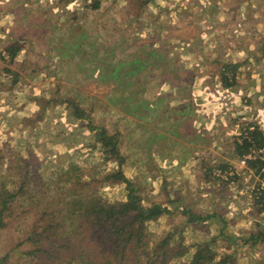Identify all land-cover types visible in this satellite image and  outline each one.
<instances>
[{
	"label": "rangeland",
	"instance_id": "obj_1",
	"mask_svg": "<svg viewBox=\"0 0 264 264\" xmlns=\"http://www.w3.org/2000/svg\"><path fill=\"white\" fill-rule=\"evenodd\" d=\"M226 2L0 0V189L28 170L52 182L73 163L91 173L115 168L94 164L92 121L121 131L124 175L143 204L172 210L150 225L154 242L170 234L181 250L207 243L234 264H264V241H248L264 231V199L255 198L264 179L247 163L264 151L235 154L247 127L264 134V0H230L242 6L230 12ZM232 42L242 50L230 59ZM219 53L226 62L212 65ZM43 177L31 187L47 190L31 203L39 209L71 190L64 181L60 193L48 189ZM124 189L110 184L101 194L114 202ZM184 208L210 218L191 223ZM25 238L0 233V264H30ZM12 245L16 256L2 262Z\"/></svg>",
	"mask_w": 264,
	"mask_h": 264
},
{
	"label": "trees",
	"instance_id": "obj_2",
	"mask_svg": "<svg viewBox=\"0 0 264 264\" xmlns=\"http://www.w3.org/2000/svg\"><path fill=\"white\" fill-rule=\"evenodd\" d=\"M100 5L96 1L92 8L98 9ZM19 50V47L13 50L11 58ZM72 105L69 109L77 112L75 117L83 118L84 111L76 104ZM114 125L117 126V123ZM88 130L96 134V145L92 149L93 153L98 154L94 158L99 161L94 164L113 162L116 164L115 168L103 173H91V170L86 171L81 164L73 163L52 182L46 172L43 171L46 175L43 177L42 172L38 174L28 170L18 182H13L11 186L4 184L0 189V233L15 229L27 235V238L20 240V244H29L30 250L21 254L25 255L30 264H234L230 255L218 258V253L211 244H198L193 250H181L174 245V236L170 234L154 242L149 234L150 225L165 216H172V210L156 203L150 207L144 205L138 195V185L124 175L126 156L120 151L119 129H115L113 133L103 125L94 126L90 121ZM235 149V154L242 159L252 150L264 149V134L259 128L247 127ZM18 158L24 159L17 157L13 167ZM27 163L29 168L28 160ZM247 163H251V168L255 169L262 181L264 160L259 156ZM222 169L227 168L222 166ZM39 177L50 179L48 189L54 190L59 181H64L71 190L67 195L61 196L59 202L50 197L49 203L39 209L31 204L37 200L35 196L38 193L47 196V190L40 191L42 187L37 185L35 189L31 188ZM110 184H122L125 187L121 199L109 202L101 194L104 187ZM60 188L57 187L58 193ZM255 198L263 200L264 196L259 198L256 195ZM259 211L264 214V202ZM182 214L190 216L191 223L210 218L193 214L185 208L182 209ZM248 241L255 245L264 241V231L254 234ZM16 248L12 245L10 253L2 262L13 257Z\"/></svg>",
	"mask_w": 264,
	"mask_h": 264
},
{
	"label": "crops",
	"instance_id": "obj_3",
	"mask_svg": "<svg viewBox=\"0 0 264 264\" xmlns=\"http://www.w3.org/2000/svg\"><path fill=\"white\" fill-rule=\"evenodd\" d=\"M224 1H228V2H226V6H227V8L230 7L229 10H228L229 12H230V11H236V10L241 11L242 6H239V5L236 6V5H235V6L232 7V6L230 5V0H223V2H224ZM262 8H264V6H262ZM261 12H262V11H261ZM262 14L264 15V12H262ZM206 43L209 44L210 42H209V41H206ZM254 44H255V43H254ZM203 45H204V44H203ZM203 45H201V44H200V45H196L197 50H200V49L203 47ZM225 49H226V48H225V43H224V52H225ZM241 50H242V45H240L239 42H238V43H236V42H232V43H231V47L228 48V53L230 54L229 58L232 59V58L234 57V54H238ZM198 53H199V52H198ZM225 53H226V52H225ZM219 55L221 56V58H220L219 56H215V58L212 59V61L210 62L212 65H215V64H216V65H219L220 63L226 62V61H225V58H223V54H222V53H219ZM231 57H232V58H231ZM235 57H237L238 59H242V57L239 56V55H238V56H235ZM204 59L207 60L206 58H204ZM207 61H208V60H207ZM207 65H209V62H207ZM206 70H207V69H206ZM212 73H213V72H212ZM212 73H211V71H208V70H207L206 72L203 73V75L205 76V77H204V79H205V82H204V83H206V84L210 83V81L208 80L207 76H208V75H212ZM203 75H202V76H203ZM216 77H217V76H216ZM199 78H200V77H199ZM211 87H212V86H211ZM203 88H204V87H203ZM203 88H202V89H203ZM212 88H213V87H212ZM252 245H253V246H257L258 244L255 245L254 243H252Z\"/></svg>",
	"mask_w": 264,
	"mask_h": 264
},
{
	"label": "built area",
	"instance_id": "obj_4",
	"mask_svg": "<svg viewBox=\"0 0 264 264\" xmlns=\"http://www.w3.org/2000/svg\"><path fill=\"white\" fill-rule=\"evenodd\" d=\"M263 151H264V149H262V150H261V152H263ZM247 158H248V156H247ZM242 163L244 164V163H245V161H242Z\"/></svg>",
	"mask_w": 264,
	"mask_h": 264
}]
</instances>
